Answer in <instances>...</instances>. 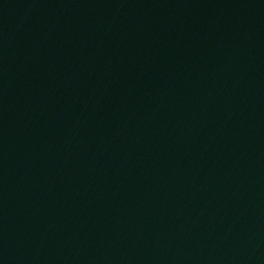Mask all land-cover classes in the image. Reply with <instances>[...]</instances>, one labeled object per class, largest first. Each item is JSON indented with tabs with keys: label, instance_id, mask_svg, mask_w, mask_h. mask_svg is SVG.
<instances>
[{
	"label": "water",
	"instance_id": "1",
	"mask_svg": "<svg viewBox=\"0 0 264 264\" xmlns=\"http://www.w3.org/2000/svg\"><path fill=\"white\" fill-rule=\"evenodd\" d=\"M0 264H264V0H0Z\"/></svg>",
	"mask_w": 264,
	"mask_h": 264
}]
</instances>
